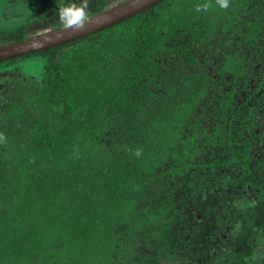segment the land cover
Returning <instances> with one entry per match:
<instances>
[{"label":"trees","instance_id":"16d2710c","mask_svg":"<svg viewBox=\"0 0 264 264\" xmlns=\"http://www.w3.org/2000/svg\"><path fill=\"white\" fill-rule=\"evenodd\" d=\"M0 135V264H264V0L0 61Z\"/></svg>","mask_w":264,"mask_h":264},{"label":"water","instance_id":"95a60500","mask_svg":"<svg viewBox=\"0 0 264 264\" xmlns=\"http://www.w3.org/2000/svg\"><path fill=\"white\" fill-rule=\"evenodd\" d=\"M162 0H126L89 17L81 30L65 29L64 26L34 35L14 43L0 46V61L31 54L36 51L49 50L94 32L109 28L134 15L145 12ZM39 41L41 46H33Z\"/></svg>","mask_w":264,"mask_h":264},{"label":"rangeland","instance_id":"374dc122","mask_svg":"<svg viewBox=\"0 0 264 264\" xmlns=\"http://www.w3.org/2000/svg\"><path fill=\"white\" fill-rule=\"evenodd\" d=\"M122 1L110 0V4L113 6ZM57 7V0H0V29H12L16 38L38 35L63 26L56 16ZM19 63L30 75L42 74L44 59L41 56L26 57Z\"/></svg>","mask_w":264,"mask_h":264},{"label":"clouds","instance_id":"9594fccd","mask_svg":"<svg viewBox=\"0 0 264 264\" xmlns=\"http://www.w3.org/2000/svg\"><path fill=\"white\" fill-rule=\"evenodd\" d=\"M58 7L56 9L57 18L65 29L73 28L81 30L85 27L89 20L88 4L89 0H57ZM216 4L220 9L229 8V0H216ZM209 4L198 5L196 11H208ZM33 46H41L39 41L34 42ZM4 141V137L0 135V142ZM137 151L136 155L140 156Z\"/></svg>","mask_w":264,"mask_h":264},{"label":"flooded vegetation","instance_id":"af4514ba","mask_svg":"<svg viewBox=\"0 0 264 264\" xmlns=\"http://www.w3.org/2000/svg\"><path fill=\"white\" fill-rule=\"evenodd\" d=\"M124 1H126V0H124ZM124 1H122V2H124ZM121 2V3H122ZM109 3H110V0H109ZM111 5V4H110ZM60 27H63V26H59V27H57V28H60ZM25 28H23V30H24ZM56 29V28H55ZM4 30H10V31H12V34H11V37L14 39L15 37H13V30L12 29H4V28H1L0 29V32L1 31H4ZM46 32V31H45ZM20 36H24V35H20ZM20 36H17L16 38H18V37H20ZM33 36V35H32ZM32 36H24L25 38L24 39H26V38H29V37H32ZM3 37V36H2ZM23 40V39H22ZM18 41H21V40H18ZM14 42H17V41H14ZM14 42H9V43H6V42H1L0 43V46H2V45H6V44H10V43H14Z\"/></svg>","mask_w":264,"mask_h":264}]
</instances>
